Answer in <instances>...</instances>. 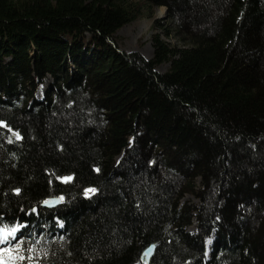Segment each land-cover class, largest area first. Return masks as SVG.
<instances>
[{"label":"trees","instance_id":"16d2710c","mask_svg":"<svg viewBox=\"0 0 264 264\" xmlns=\"http://www.w3.org/2000/svg\"><path fill=\"white\" fill-rule=\"evenodd\" d=\"M153 5L184 43L122 50ZM0 227V264H264V0H0Z\"/></svg>","mask_w":264,"mask_h":264},{"label":"rangeland","instance_id":"374dc122","mask_svg":"<svg viewBox=\"0 0 264 264\" xmlns=\"http://www.w3.org/2000/svg\"><path fill=\"white\" fill-rule=\"evenodd\" d=\"M165 6L163 5H153L152 7V16L151 17H140L136 20L122 26L117 30L115 37L117 44L124 51H138L146 58H152L153 56V45H152V35L155 32H158L159 35L164 39L170 42L172 45H181L184 43L179 39L173 31H169L167 34H163L164 29L162 26L168 28L172 27V23L169 20L170 18L166 15ZM160 22L161 26H158L155 23V20ZM157 70L164 71L168 68L169 64L166 62L156 64ZM49 81V80H47ZM46 81V82H47ZM45 87V84H42L37 90V94L41 95ZM182 200H191L192 202L197 201V198L191 196L189 193H184L182 195ZM190 230L193 229V226L188 227ZM15 231H7L0 227V247L9 243V239L13 237L16 233ZM206 242L209 243V239H206Z\"/></svg>","mask_w":264,"mask_h":264},{"label":"water","instance_id":"95a60500","mask_svg":"<svg viewBox=\"0 0 264 264\" xmlns=\"http://www.w3.org/2000/svg\"><path fill=\"white\" fill-rule=\"evenodd\" d=\"M165 8V7H164ZM166 11V9H165ZM50 202V203H45V202ZM62 202V200L59 198V197H53V198H48L46 199L42 205L45 206V207H49V208H52V207H55L57 206L58 204H60ZM154 249H155V245H150L142 254L141 256V259L143 262H145L146 264L149 263L153 253H154Z\"/></svg>","mask_w":264,"mask_h":264},{"label":"snow or ice","instance_id":"6c2138e0","mask_svg":"<svg viewBox=\"0 0 264 264\" xmlns=\"http://www.w3.org/2000/svg\"><path fill=\"white\" fill-rule=\"evenodd\" d=\"M66 179H69V180H70V179H71V177H68V178H66ZM89 191H93V192H94V191H95V189H91V190H89ZM45 203H50V202H47V201H46ZM13 231H15V230H13Z\"/></svg>","mask_w":264,"mask_h":264}]
</instances>
